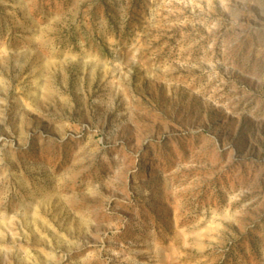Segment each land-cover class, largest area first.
I'll use <instances>...</instances> for the list:
<instances>
[{"label":"rangeland","instance_id":"rangeland-1","mask_svg":"<svg viewBox=\"0 0 264 264\" xmlns=\"http://www.w3.org/2000/svg\"><path fill=\"white\" fill-rule=\"evenodd\" d=\"M0 264H264V0H0Z\"/></svg>","mask_w":264,"mask_h":264}]
</instances>
